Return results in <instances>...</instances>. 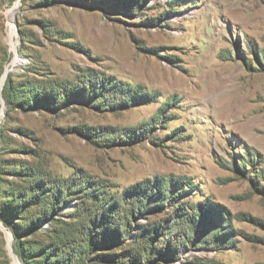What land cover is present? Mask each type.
Returning <instances> with one entry per match:
<instances>
[{"label": "rangeland", "instance_id": "1", "mask_svg": "<svg viewBox=\"0 0 264 264\" xmlns=\"http://www.w3.org/2000/svg\"><path fill=\"white\" fill-rule=\"evenodd\" d=\"M0 112V264H264V0H0Z\"/></svg>", "mask_w": 264, "mask_h": 264}, {"label": "clouds", "instance_id": "2", "mask_svg": "<svg viewBox=\"0 0 264 264\" xmlns=\"http://www.w3.org/2000/svg\"><path fill=\"white\" fill-rule=\"evenodd\" d=\"M2 118H3V113L0 112V120H2Z\"/></svg>", "mask_w": 264, "mask_h": 264}, {"label": "trees", "instance_id": "3", "mask_svg": "<svg viewBox=\"0 0 264 264\" xmlns=\"http://www.w3.org/2000/svg\"><path fill=\"white\" fill-rule=\"evenodd\" d=\"M44 214H46V213H44ZM44 216H47V215H44Z\"/></svg>", "mask_w": 264, "mask_h": 264}]
</instances>
